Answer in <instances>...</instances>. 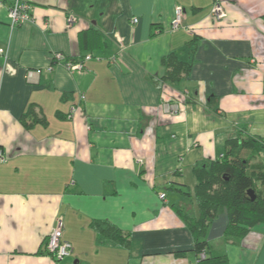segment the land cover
Returning a JSON list of instances; mask_svg holds the SVG:
<instances>
[{"label":"crops","instance_id":"1","mask_svg":"<svg viewBox=\"0 0 264 264\" xmlns=\"http://www.w3.org/2000/svg\"><path fill=\"white\" fill-rule=\"evenodd\" d=\"M13 1L0 0V264L196 263L176 212L194 199V166L221 158L230 138L264 141V0H221L220 21L213 0H23L32 20L12 28ZM92 29L103 48H85ZM172 52L193 63L177 84L162 81ZM56 53L92 57L70 72ZM171 99L177 114L164 108ZM249 167L264 168V147ZM96 219L130 232V246L99 243ZM60 221L73 249L59 261L46 241ZM227 223L222 210L210 254L264 264V223L234 242Z\"/></svg>","mask_w":264,"mask_h":264},{"label":"trees","instance_id":"2","mask_svg":"<svg viewBox=\"0 0 264 264\" xmlns=\"http://www.w3.org/2000/svg\"><path fill=\"white\" fill-rule=\"evenodd\" d=\"M83 37L86 39L85 48H103L107 45L99 30L87 31ZM162 65V81L174 84L188 77L193 67L192 62L181 60L174 52L163 56ZM32 116L33 110H30L28 117ZM26 118L27 115L22 116L21 121L29 127ZM33 122L45 123L46 119L36 118ZM249 147H252L253 151L245 157L242 152ZM263 147L264 141L259 142L252 137L230 138L225 143V152L221 158L200 162L194 166L193 171L197 178L194 192L198 214L193 216L181 206H176V212L194 238L193 251L198 254L197 264H228L225 257L210 254L207 238L210 227L222 210H225L228 216L224 231V238L228 242L236 241L256 225L264 223V168L249 167L252 158ZM250 190L255 198L250 194ZM186 193L190 195L189 192ZM161 198L165 199V195ZM92 227L98 235L99 243L127 248L131 244L132 234L111 221L96 219L92 222ZM185 252L178 251L175 254L180 256Z\"/></svg>","mask_w":264,"mask_h":264},{"label":"built area","instance_id":"3","mask_svg":"<svg viewBox=\"0 0 264 264\" xmlns=\"http://www.w3.org/2000/svg\"><path fill=\"white\" fill-rule=\"evenodd\" d=\"M30 11L31 8L26 2H24L23 0H14L11 8L9 9L10 26L13 28L15 26L23 24L24 22L32 20V14ZM212 13L215 19L218 21L226 18L227 13L224 9L221 0H213ZM184 14H185V10L183 9V7L178 6L176 8L175 18L172 24V27L174 29H178L182 26ZM74 22H75V18L70 17L68 24L72 25ZM138 22L139 19L137 17L132 18V23H138ZM0 55L5 59L8 57L7 53L4 52L1 48H0ZM91 57L92 55H86L83 58H81V60L75 61L73 59H68L63 54L56 53L53 60L55 62H60L64 60V65L70 72H81L84 70V61L89 60ZM47 70L49 72L52 71V66L48 67ZM29 74L31 76L32 72H30ZM82 98H84L83 95ZM174 104H170V102L164 103L165 110L167 113L177 114L179 112L180 104L179 103H176V105ZM4 159H5L4 152L0 150V162L4 161ZM161 197H164V194H161ZM72 249L73 247L71 243L63 239V223L62 221H60L57 226L52 228L48 236V239L46 241V250L54 260L60 261L69 257L72 253ZM201 256L204 257L203 254ZM194 264H197V262Z\"/></svg>","mask_w":264,"mask_h":264},{"label":"rangeland","instance_id":"4","mask_svg":"<svg viewBox=\"0 0 264 264\" xmlns=\"http://www.w3.org/2000/svg\"><path fill=\"white\" fill-rule=\"evenodd\" d=\"M167 102H170V104H174L175 103L174 105H176V103H178V101H176L174 99L168 100ZM164 108H165V105H164ZM194 191H195V188H192V190H190V192L192 193V196H193L194 199L186 201V205L189 208V210H186V211H189V213H192L194 216H196L194 213L197 212L198 206H197V200H195V192ZM161 194H162V192L159 194V199L162 202Z\"/></svg>","mask_w":264,"mask_h":264},{"label":"water","instance_id":"5","mask_svg":"<svg viewBox=\"0 0 264 264\" xmlns=\"http://www.w3.org/2000/svg\"><path fill=\"white\" fill-rule=\"evenodd\" d=\"M253 198H255L254 193L252 190L249 191Z\"/></svg>","mask_w":264,"mask_h":264}]
</instances>
